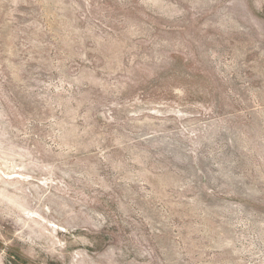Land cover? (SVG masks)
I'll return each mask as SVG.
<instances>
[{"label":"rangeland","instance_id":"obj_1","mask_svg":"<svg viewBox=\"0 0 264 264\" xmlns=\"http://www.w3.org/2000/svg\"><path fill=\"white\" fill-rule=\"evenodd\" d=\"M0 264H264V0H0Z\"/></svg>","mask_w":264,"mask_h":264}]
</instances>
